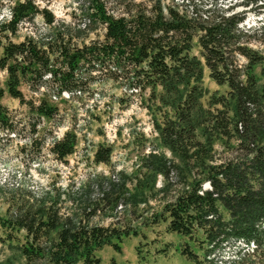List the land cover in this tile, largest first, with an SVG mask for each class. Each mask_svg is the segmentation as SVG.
Here are the masks:
<instances>
[{
	"label": "trees",
	"instance_id": "trees-1",
	"mask_svg": "<svg viewBox=\"0 0 264 264\" xmlns=\"http://www.w3.org/2000/svg\"><path fill=\"white\" fill-rule=\"evenodd\" d=\"M84 2L87 23L80 29L54 28L52 14L35 0H0V15L7 14L0 21V155L21 137L37 149L45 144L38 139L44 122L58 128L63 119L53 97L67 103L66 93L69 102L76 101L90 96L93 86L112 83L149 112L171 156H144L134 189L153 191L158 176V193L168 186L180 189L159 215L166 232L186 240L180 255L192 264H217L226 245L240 242L249 252L224 264H264V85L254 74L264 53L252 46H264V24L244 28L248 11L235 10H264V0H170L165 6L156 0L134 4L119 16L102 0ZM36 18L51 32L13 42L20 27ZM98 26L101 37L85 42L82 33ZM204 69L224 88L206 100ZM5 98L23 111L9 109ZM76 145L71 129L51 137L48 150L65 161ZM110 154V147L100 146L94 162L107 165ZM11 200L0 226L10 231L7 240L17 242L23 264H100L98 251H119L117 242L129 235L61 220L58 211L26 199Z\"/></svg>",
	"mask_w": 264,
	"mask_h": 264
},
{
	"label": "rangeland",
	"instance_id": "rangeland-1",
	"mask_svg": "<svg viewBox=\"0 0 264 264\" xmlns=\"http://www.w3.org/2000/svg\"><path fill=\"white\" fill-rule=\"evenodd\" d=\"M39 8H46L54 17L57 26L75 28L87 23L84 17V0H35ZM113 16L123 15L125 8L134 4L151 5L156 0H102ZM203 4L209 0H201ZM241 0H228L233 4ZM161 5L170 0H160ZM247 10L244 28H255L264 24V10L249 5L235 9ZM7 14L0 15V21ZM51 29L41 18L32 23H24L13 42L25 37H45ZM102 27L95 31L82 33L85 42L101 37ZM85 36V37H84ZM254 49L264 53V46L255 43ZM196 53V49L193 51ZM259 85H264V63L254 68ZM4 74L0 72V85ZM201 87L206 91L205 99L213 93L221 94L223 87L217 86L203 70ZM90 96H81L76 101L54 100L60 108L62 122L58 128L44 122L39 130L38 139L45 141L40 149L31 147L23 137L15 140L0 155V221L6 219L9 203L27 200L44 208L58 211L61 220L82 221L88 225L115 227L128 232L117 245L119 251L111 246L102 247L97 255L100 264H192L180 255L179 249L186 241L165 230V223L159 215L162 207L171 200L176 187L158 193L163 181L156 178L153 191H135V175L141 167L144 156L149 152L171 158L160 145L152 126V117L137 98L124 95L112 83L93 86ZM27 94V92L24 91ZM125 103H118L124 97ZM127 96V97H126ZM64 99V100H65ZM53 100V99H52ZM9 109L20 114L16 102L5 98L2 101ZM76 134L75 152L65 161L56 160L49 152L51 137L60 138L66 130ZM26 135V134H24ZM110 147L111 154L107 165L96 164L94 153L97 148ZM219 149V145L216 146ZM203 187L207 189V184ZM121 205L122 207H119ZM0 226V264H23L16 251L17 242L7 240V233ZM15 237L22 234L14 233ZM116 243V241H113ZM250 248V247H249ZM242 243L226 245L216 256L217 264L237 259L239 253L249 252Z\"/></svg>",
	"mask_w": 264,
	"mask_h": 264
},
{
	"label": "built area",
	"instance_id": "built-area-1",
	"mask_svg": "<svg viewBox=\"0 0 264 264\" xmlns=\"http://www.w3.org/2000/svg\"><path fill=\"white\" fill-rule=\"evenodd\" d=\"M67 97V95H65ZM121 207V206H120Z\"/></svg>",
	"mask_w": 264,
	"mask_h": 264
}]
</instances>
